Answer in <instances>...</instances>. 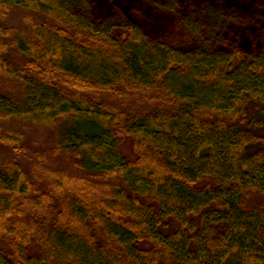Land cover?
I'll list each match as a JSON object with an SVG mask.
<instances>
[{
  "label": "trees",
  "instance_id": "trees-1",
  "mask_svg": "<svg viewBox=\"0 0 264 264\" xmlns=\"http://www.w3.org/2000/svg\"><path fill=\"white\" fill-rule=\"evenodd\" d=\"M138 1L0 0V121L64 120L78 170L0 162V264H264V0L157 1L159 32Z\"/></svg>",
  "mask_w": 264,
  "mask_h": 264
},
{
  "label": "rangeland",
  "instance_id": "rangeland-1",
  "mask_svg": "<svg viewBox=\"0 0 264 264\" xmlns=\"http://www.w3.org/2000/svg\"><path fill=\"white\" fill-rule=\"evenodd\" d=\"M157 1L161 0H146L138 1L131 7L130 16L136 22L142 24L150 32H159L162 29L168 28L176 22L175 15L161 16L159 11H164L158 7ZM182 9L199 8L207 4L208 0H177ZM224 1V0H222ZM227 7L236 10L237 6H243V0H227ZM180 9V8H179ZM177 9V10H179ZM264 18V13L261 14ZM164 20V21H163ZM10 25L29 32V25L25 22L24 12L18 9H13L10 13ZM170 33L173 31L169 30ZM10 89V83L5 76H0V99H4V93ZM103 101L112 107L121 111L138 112L145 109L141 106L136 98L133 96H113L111 94L103 95ZM0 125L8 131L18 134L21 138L20 149L18 152L11 151L8 147L0 145V162L8 160L18 161L23 169L29 174L32 166L36 162H41L45 167L58 171H65L69 173L78 172L77 167L74 166V158L62 152L57 151L56 144L60 133L65 129L66 122L58 120L54 125L44 126L35 124L33 122L22 120H2ZM78 130L84 129L83 123L79 124ZM118 144L121 149V155L115 154L117 159L123 161L125 159H134V153L130 149L126 137L119 133ZM116 143V144H117ZM120 156V157H119ZM43 166V167H44Z\"/></svg>",
  "mask_w": 264,
  "mask_h": 264
}]
</instances>
